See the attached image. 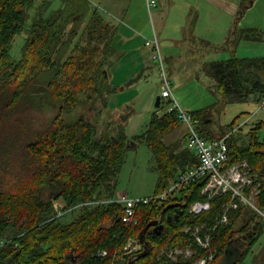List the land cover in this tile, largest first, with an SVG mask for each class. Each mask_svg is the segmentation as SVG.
Returning a JSON list of instances; mask_svg holds the SVG:
<instances>
[{
    "label": "trees",
    "instance_id": "16d2710c",
    "mask_svg": "<svg viewBox=\"0 0 264 264\" xmlns=\"http://www.w3.org/2000/svg\"><path fill=\"white\" fill-rule=\"evenodd\" d=\"M253 2L242 0L240 12L243 14ZM52 3L49 0H0V66L5 67L3 79L7 81L0 87V97L7 86L12 88L5 104L11 110H15L20 101L35 99L33 95L47 90L52 99L59 102L57 115L27 145L33 169L30 176L24 178L26 182L0 190V264H112L115 261L119 264H194L209 252L198 247L194 237L183 231L185 226L195 225H203L205 231L212 232L210 250L215 258L209 264H222L221 259L229 254L234 243L240 246V251L230 264H245L264 233V217L251 206L241 205L229 212L228 224L219 223L231 200L229 193L212 198L209 210L191 213L193 202L207 199L202 193L207 182L205 177L190 183L175 197L139 205L136 225L127 226L123 222L124 205L113 198L130 142L125 129L126 116L121 117L117 132H104L100 137L91 118L79 116L67 120L64 117L83 102L79 97L81 93H86V101L93 109L96 97L111 92L104 71L109 70L112 44L106 41L108 34L111 41L114 39L112 25L82 0H64L65 9L48 12ZM31 9L35 10L32 18ZM88 14L91 15L85 33L89 44L77 43L62 61L61 45L67 49L78 34L75 26L64 39V25L70 21L80 23ZM25 30L29 36L22 47L21 58L14 61L10 48L16 36ZM245 32L242 36L246 39L257 38L254 29ZM102 43H105L103 49ZM208 64L214 72L217 90L225 96L237 91L240 97L253 94L256 100L264 98V80L259 73L264 57H234ZM255 67L256 72L250 70ZM39 75L47 78V82L35 92L34 80ZM244 78L249 83L248 89L244 87ZM239 87L247 92L239 91ZM163 103L161 101L157 110ZM190 112L197 129L207 139L232 132L228 138L227 165L248 161L251 172L258 174L255 201L264 211V138L256 135L261 125L258 123L251 128L249 143L242 145L233 131L234 124L218 132L210 129L212 119L203 110ZM180 124L176 111H156L147 129L136 137V141L145 142L154 153L160 173L156 193L165 190L178 172L199 163L188 146L177 147L166 142L167 134ZM184 138L187 140V132ZM51 189L55 195L46 198L45 192ZM107 198L110 200L103 202ZM59 199H62L61 204L57 203ZM100 199L101 203H91ZM79 205L83 206L78 215L69 222L58 215L59 206L66 211ZM156 220L165 225L161 234L154 230L155 225L146 229ZM8 231L12 236L7 237ZM131 237L138 238L143 247L124 255ZM180 244L191 246L196 253L188 259L180 256L177 261L165 255L161 257L165 248ZM103 251L108 254L103 256ZM122 255L124 260H119ZM249 264H264V246Z\"/></svg>",
    "mask_w": 264,
    "mask_h": 264
},
{
    "label": "rangeland",
    "instance_id": "374dc122",
    "mask_svg": "<svg viewBox=\"0 0 264 264\" xmlns=\"http://www.w3.org/2000/svg\"><path fill=\"white\" fill-rule=\"evenodd\" d=\"M49 1L53 3L48 12L52 9H60L65 5L64 0ZM82 1L86 2L91 9L98 11L112 25L111 34L114 33V39L111 41L110 34H108V40L105 39V41L107 40L106 43L112 44L106 78L110 83L109 89L112 90L96 97L93 109L90 107L92 104L86 101V93H81L79 97L83 102L75 107L72 112L64 114L65 119L75 120L79 116L91 118L98 127V137H100L104 132L109 134L117 132L121 117L128 115L131 118L128 127L127 121L125 122L126 133L130 137L134 134L132 138L136 140V137L147 129L152 114L156 111L163 113L169 106L164 102L163 107L157 110L158 107H156L155 102L149 104L152 95L156 98L162 91L158 61L153 58L154 46L147 44V41L157 38L174 85L175 96L185 110H203L204 114H208L212 119V123L209 124L210 129L213 128L218 132L225 128L229 129L232 126L230 124H234V133L242 145L249 143V132L251 128L257 127L258 123L261 128L256 129V135L259 136V139L264 138V108L260 106L262 100H255L253 94L240 97L237 91L226 93L227 96H225L220 90H217L215 78L212 76L214 72L211 71L208 64L209 61L226 60L245 55L253 56L257 52H264V0H254L255 4L253 2V5L247 8L243 15L240 12L238 30L234 33H232L233 29L224 32L216 28L208 29V24L197 27V15L191 13L190 10L183 17V14L168 13L167 8L147 7L143 9L145 6L142 7V0ZM118 1L121 2L119 7H117ZM126 1L131 4L130 10H133V14L121 9ZM34 14L35 10L31 9V18ZM90 15L88 14L80 23L79 21H70L64 25V39L69 37L70 30L75 26H77L78 34L67 49L62 48L61 45L62 61L72 53V49L77 43L89 44L85 27L90 21ZM137 16L140 21L133 19ZM186 16L191 18V21L189 19L187 24L181 25L180 23L183 21L181 18ZM179 18L182 20L180 23L177 22ZM30 23L31 21H29ZM116 26L134 38L132 40L130 38V41H125V43L116 41ZM142 26L144 29L141 30L140 27ZM216 26L219 25L216 24ZM251 29L255 30L257 37L255 40H239V35L242 36L245 31L248 33ZM28 36L27 30L16 36L10 48L12 60L17 61L21 58L22 47L25 45ZM104 44L102 43L101 49H103ZM172 55L175 56L176 61L173 71L170 69L169 61V57ZM102 56L103 52H101L100 58ZM250 70L256 72L257 68ZM259 73L261 76L264 74V66ZM4 74L5 67L0 66V87H3L7 82L3 79ZM46 80L47 78L45 79L40 75L36 77L34 83L37 89L34 91L36 92ZM243 83L244 87L247 88L249 83L245 78ZM244 87H239L238 90L247 92ZM11 91L12 88L7 86L5 93L0 97V190H5L9 186H16L20 182V184L26 182L24 178L29 177L33 169L27 145L34 139L35 134L46 128L59 112V102L52 99L49 90L43 94L33 95L35 99L18 102L20 105L15 110H11L10 106H6ZM185 131V125L180 124L177 129L167 134L166 142L176 141L177 147L180 144L187 147L186 139L183 137ZM129 143L126 160L118 176L116 196L113 199L122 194L150 196L155 194L159 187L160 173L156 167L152 150L145 142H141L140 146L134 148L131 146V138ZM257 178L258 174L254 173V183L258 192ZM54 195V190L51 189L47 190L44 196L48 198ZM104 200L106 201L94 200L91 203L107 202L110 199ZM57 203L61 204L62 199H59ZM82 206L79 205L66 211H63L59 206L58 215L63 218L64 222H69L78 215ZM187 228L185 226L183 231L185 232ZM10 232L8 231L7 237L12 236V232ZM263 246L264 233L260 236L245 264H249L252 257L258 254ZM190 248L189 246L184 247L183 244L173 248H165L161 257L165 255L167 259L176 261L179 254V252H175L176 250L187 251ZM239 251L240 246L235 243L232 244L229 254L221 259L222 264H230ZM190 255L183 257L188 259L191 257Z\"/></svg>",
    "mask_w": 264,
    "mask_h": 264
},
{
    "label": "built area",
    "instance_id": "2783aa9c",
    "mask_svg": "<svg viewBox=\"0 0 264 264\" xmlns=\"http://www.w3.org/2000/svg\"><path fill=\"white\" fill-rule=\"evenodd\" d=\"M147 3L149 8L157 6L156 0H147ZM147 44H153V58L158 61L162 101L169 104L167 111H176L179 120L186 126L187 146L196 154L199 163L187 170L178 172L170 180L166 189L161 192L150 196H130L128 194H122L120 197L115 198L114 201L121 202L124 205L123 222L127 226L136 225L138 223L137 208L139 205L150 202H162L169 197H175L184 187L202 177H205L207 181L202 190V193L206 195L207 199L193 202L190 206L191 213L200 214L203 211L209 210L211 208L210 200L212 198L223 193H229L231 200L226 205L219 219V223L228 224L230 222L229 212L237 209L241 205L252 206L264 217V211L255 203L257 187L255 186L254 174L251 172L248 161L244 160L233 165H227L229 159L228 138L232 132L212 139H207L199 132L192 113L185 110L175 96L173 82L165 65L159 40L155 38V40L147 41ZM260 100H262L260 106L264 108V98ZM250 188L252 190L248 194L247 191ZM187 227L185 232L194 237L197 246L209 251L208 254L196 259L194 264H209L215 258V253L210 250L212 232L205 231L203 225ZM142 247L143 243L138 238L131 237L125 246L124 255L138 251ZM175 252H179L177 255V260H179L180 256L184 255L189 256L191 254L190 256L192 257L196 253V249L191 247L187 251L176 250ZM101 254L105 256L108 252L103 251ZM172 257L175 256L172 255ZM121 259L124 260L123 255L119 257V260ZM112 264H119V262L115 261Z\"/></svg>",
    "mask_w": 264,
    "mask_h": 264
},
{
    "label": "crops",
    "instance_id": "0c3cea01",
    "mask_svg": "<svg viewBox=\"0 0 264 264\" xmlns=\"http://www.w3.org/2000/svg\"><path fill=\"white\" fill-rule=\"evenodd\" d=\"M156 1H157V6H155V8H167V10L169 11L168 13L174 12L175 14H183V17L189 13V10L191 13H195L197 15V20H196V26L197 27H201L203 24H208V26H207L208 29L209 28L210 29L216 28V29L223 30V32L225 30L230 31L231 29H233L232 33H234V31L238 30L237 29L238 28V22H239L238 15L240 14V11L242 8L241 7L242 0H156ZM118 2L119 3H117V7H119L121 5V2L120 1H118ZM254 4H255V1H254ZM147 5H148L147 0H142V7L145 6L143 9L147 8L148 7ZM252 5L253 4H251V6ZM251 6H249V7H251ZM130 8H131V4H129V2H127V1H126V3H124L123 7L121 6L122 10H126L128 13L133 14V10H130ZM133 19L140 21L138 16L135 18L133 17ZM181 19H183V21ZM181 19L179 18L177 21L179 23H180V21H182L180 23L181 25H184L185 23L187 24L189 19L191 21V18H189L187 16L185 18H181ZM216 24L219 26H216ZM140 29L141 30L144 29V26L140 27ZM115 36H116L115 37L116 41L119 40L123 43H125V41H130L129 40L130 38H131V40L134 38L128 32L124 33L122 30H119L118 26H116ZM238 37H240L239 40H250V39H246L245 37H243L241 35H239ZM236 41H234V42H236ZM180 46H182V45H180ZM259 51H262V50H259ZM183 53H185V51H183ZM250 57H264V52H257V54H255L253 56L245 55V56H240L238 58H250ZM169 61H170V66H171L170 69H171V71H173V69L175 68V62H176L175 56L172 55L171 57H169ZM262 76L264 77V74ZM263 80H264V78H263ZM150 100L151 101L149 102V104H153L154 102H156L155 96L152 95V98H150ZM130 118H131V116L127 117V120H126L127 121L126 122L127 127L129 125ZM185 128H186V126H185ZM186 132H187V129L184 132V135ZM184 135H183V137H184ZM132 136L131 137L129 136V138H131V146L133 148L137 147L138 145L140 146L141 142L136 141L135 139L132 138ZM170 143L175 144L177 142L173 141ZM186 143H187V141H186ZM180 147H183V146L180 144Z\"/></svg>",
    "mask_w": 264,
    "mask_h": 264
},
{
    "label": "water",
    "instance_id": "95a60500",
    "mask_svg": "<svg viewBox=\"0 0 264 264\" xmlns=\"http://www.w3.org/2000/svg\"><path fill=\"white\" fill-rule=\"evenodd\" d=\"M104 72H105V77H107V76H108V72H107V70H105ZM161 101H162V97H161V95H158V96L156 97V102H155L156 107H159V106H160ZM125 116H126V118L128 117V115H125ZM171 220H172V217H170V221H171ZM150 225H155L154 230H155L156 232H158V234H161L162 231H163L164 228H165V225H164L163 223H159V220H156V221L151 222V223L146 227V229H147ZM228 250H229V249H228Z\"/></svg>",
    "mask_w": 264,
    "mask_h": 264
}]
</instances>
